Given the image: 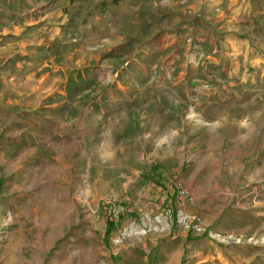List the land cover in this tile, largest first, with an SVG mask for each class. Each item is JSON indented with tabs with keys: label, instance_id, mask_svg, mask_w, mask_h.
<instances>
[{
	"label": "rangeland",
	"instance_id": "374dc122",
	"mask_svg": "<svg viewBox=\"0 0 264 264\" xmlns=\"http://www.w3.org/2000/svg\"><path fill=\"white\" fill-rule=\"evenodd\" d=\"M181 1L113 0L144 29L102 49L106 1L0 0V264H264V0H205L235 31L166 47ZM154 63L158 109L188 117L139 130L149 101H114L148 95ZM182 66L222 82L203 115L193 84L169 85Z\"/></svg>",
	"mask_w": 264,
	"mask_h": 264
},
{
	"label": "crops",
	"instance_id": "0c3cea01",
	"mask_svg": "<svg viewBox=\"0 0 264 264\" xmlns=\"http://www.w3.org/2000/svg\"><path fill=\"white\" fill-rule=\"evenodd\" d=\"M106 1L108 3V10L106 13V19L104 22H102V29H105L107 31V37L104 38V40H106V46H103L102 49L104 47H108V44H112L113 40H116L117 45L119 46H124L126 45L125 40L126 39H137L136 35H138L142 29H144V27H142L141 21H140V6H131L127 9H123V8H119V7H115L112 5L113 0H103ZM189 2H192L194 4H191ZM210 3V2H209ZM180 4L182 6H180L181 10L180 16H177L176 18H179L178 20V27L172 32L171 35H169L166 39H173L171 41L170 44L166 45V47H171L174 48L178 41L177 39L179 38L180 34L183 33H187L186 36H193L194 38H198V37H202L204 34V30L206 28L209 27V30L212 31V33L215 36H218V34L222 31L224 32H229L230 31H235V24H228L226 26H220L219 23L221 22H225L226 17L224 15H218L216 18H213V16L211 17V15H209L210 11H212V4H208L206 6L205 4V0H183L180 2ZM154 7H156L154 5ZM119 12H121L122 14H118ZM208 14V15H205ZM129 23L128 25V30L124 31L122 28V25L124 23ZM150 21L148 22L147 25L150 26ZM211 26V27H210ZM151 29V26L149 27ZM152 30H153V35H152V39L153 42L157 39V29L156 26L153 25L152 26ZM181 31V33L179 32ZM228 38H230L231 40V35H227ZM150 38V37H149ZM150 42V41H149ZM151 45V44H150ZM154 44H152V49L154 48ZM217 48V47H216ZM156 48H154L155 50ZM148 51H151L150 49ZM137 53L139 51H136ZM199 52V51H198ZM151 53V52H150ZM203 55H200V57H202ZM207 60H209V57H206ZM126 66H128L129 64H125ZM149 71L154 72V77L151 78H147L146 79V83L145 86H147L148 90V95L144 94L143 96H134L132 99H118L116 101H114L117 105L120 104H124V102L127 103V106L130 107L135 101H137L136 103L141 104V100L144 99V101H149V103L147 106L141 105L144 109L143 110H139V109H133L134 111L128 112L129 114H131V116L133 117V124L132 126L135 127L136 129L139 128H143L144 124L141 123L140 119H156V118H160L163 119L166 123H162L161 125L165 128L166 126L171 125L172 123H169L167 121V119H180L182 120L183 118H187L188 117V111H186V107L188 106L187 104L189 102L186 101H181L180 99L176 100V101H172L170 100L169 97H167V102L170 104L167 108L164 109H158L157 107V96L153 94V92L155 91V89H157V76H156V72H157V64H149L148 65ZM123 69V68H122ZM171 70V66L170 68H168ZM188 69H185L184 66H182V68H175L174 71L175 73H178V77L174 78L170 81L169 85H171L172 87H176V88H185V90L187 92H189V90L187 89V84L190 83L191 86L193 84V86L195 87V90H191V92H195L196 94H194L195 97H193V99H191L192 102H195L197 105V107L200 108V114L203 115V113L206 111L205 108V103L206 101L210 100L212 97H217L215 96H211L212 93L211 88L214 86H218L221 87L222 86V82L219 80H214V81H208L206 79H200L198 77L192 78V74H189L190 77L187 76L186 72ZM190 70H194V67H190ZM118 72L115 73V77H117ZM192 78V79H191ZM221 85V86H220ZM121 89V88H120ZM123 91V88L121 89ZM152 90V91H151ZM152 92V93H151ZM187 94V93H186ZM65 98H67L66 96H64ZM219 97V96H218ZM87 97H84V101L85 103H87L88 101V106L85 107V114L87 113L89 116V120L90 123H93V121H96L97 123H100L99 121L107 119V115L105 112H94L93 110V102L92 100H87ZM69 100L73 101V103L76 105L77 103V99L80 98H68ZM89 99V98H88ZM190 101V100H189ZM135 103V104H136ZM115 104V107H117ZM185 105V107H183ZM52 107V109H56L57 108V104L50 106ZM134 106H131V108ZM123 115H125V112H122ZM183 121V120H182ZM81 124V123H80ZM102 123H100V127H102L103 125H101ZM128 125V123H127ZM156 125V124H155ZM185 125V124H183ZM187 125V124H186ZM95 128L92 129V131L94 132V130L98 129L97 124L94 125ZM126 126V125H125ZM170 126V127H171ZM184 126H182L183 129ZM88 128L90 129V126H88ZM92 128V127H91ZM125 129V128H124ZM184 130H182L183 132ZM89 135L90 132H87ZM86 133V134H87ZM108 134V133H107ZM175 134H178L177 132H175ZM129 142H135V146L138 149V145L140 142H144V143H149V139L147 138V136H138L135 137L134 140L129 139ZM140 154V153H138Z\"/></svg>",
	"mask_w": 264,
	"mask_h": 264
},
{
	"label": "built area",
	"instance_id": "2783aa9c",
	"mask_svg": "<svg viewBox=\"0 0 264 264\" xmlns=\"http://www.w3.org/2000/svg\"><path fill=\"white\" fill-rule=\"evenodd\" d=\"M107 205L109 206V214H115L116 211H115V207H114L113 203L109 202Z\"/></svg>",
	"mask_w": 264,
	"mask_h": 264
}]
</instances>
